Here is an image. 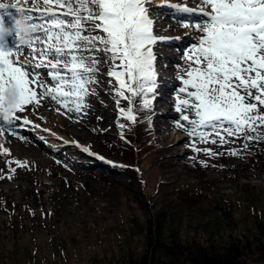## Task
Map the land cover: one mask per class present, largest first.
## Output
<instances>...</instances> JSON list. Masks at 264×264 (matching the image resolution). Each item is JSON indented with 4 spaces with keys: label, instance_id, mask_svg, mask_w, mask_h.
Returning a JSON list of instances; mask_svg holds the SVG:
<instances>
[{
    "label": "rangeland",
    "instance_id": "obj_1",
    "mask_svg": "<svg viewBox=\"0 0 264 264\" xmlns=\"http://www.w3.org/2000/svg\"><path fill=\"white\" fill-rule=\"evenodd\" d=\"M151 9L153 19L162 15L161 11ZM168 19L155 31L180 34L182 25ZM168 26L172 29L167 30ZM194 33L200 35L195 29ZM194 33L188 34L196 38ZM160 45L153 46L156 55L162 50ZM184 53L170 58L177 60V64L173 63L176 73L170 81L171 92H164L163 99L155 95L151 111H137L134 124L121 116L119 107H126L127 101L122 100L124 105L119 107L116 105L110 96L115 92H110L111 85L107 83L112 78L101 67L99 83L92 86L95 95L86 98L88 107L81 112L63 114L65 110L61 108L57 112L59 106L52 103L47 108H32L33 116L27 119L31 123L24 125L17 121L13 128L6 127L1 135L7 144L0 146V261L5 264L16 260L17 264L100 263L112 254L128 255L129 250L144 253L149 239L155 236L169 242L166 236L175 233L181 240L194 237L204 241L202 229L205 227L225 237L232 234L229 236L232 239L258 225L260 215L264 221L258 212L259 209L264 213V150L256 156L258 161H252L246 153L228 154L232 147L248 144L243 138L230 137L234 143L224 145L200 143L198 137L188 136L190 125L175 110L181 86L178 76L187 67ZM159 58L161 64H155L156 72L163 78L168 77L172 71L169 60ZM138 99L137 109L140 108ZM25 107L23 117L29 113ZM49 109L53 118L47 116ZM163 111L169 117L161 115ZM147 117L150 129H144V123L139 124ZM177 121L185 127L178 128ZM46 122L54 125L55 133L77 145H56L48 150L52 146L44 142L61 140L44 137L47 135L40 128ZM120 124H125V128L121 129ZM15 129L24 135L12 139L9 131ZM175 133L183 138L177 144H174ZM30 136L32 142L27 141ZM38 143L44 158H34L28 150V147L39 149ZM193 144L223 155L211 157L196 152L190 147ZM85 147L105 161L77 150ZM5 148L10 154H4ZM76 159L91 164H76L73 161ZM15 161L26 167L18 166ZM9 175L11 179L7 178ZM137 196L147 210L140 207ZM23 205L33 208V212L22 211ZM20 212L22 217L18 216ZM163 212L168 222L162 227L163 235L152 233V229L149 232L152 222ZM139 228L142 233H135ZM132 233L135 235L129 238ZM7 250L19 252L16 259L11 262L5 259ZM236 264H264V254L246 255Z\"/></svg>",
    "mask_w": 264,
    "mask_h": 264
},
{
    "label": "snow or ice",
    "instance_id": "obj_2",
    "mask_svg": "<svg viewBox=\"0 0 264 264\" xmlns=\"http://www.w3.org/2000/svg\"><path fill=\"white\" fill-rule=\"evenodd\" d=\"M23 3L30 6L0 3V133L21 119L17 114L24 113L26 105L39 108L48 101L59 106L57 112L63 108V114L81 112L88 107L86 98L95 95L92 86L99 83L101 67L112 78L107 83L116 105L127 101L126 107H119L121 116L134 124L137 111L152 109L158 76L152 46L165 39L154 33L153 0ZM167 6L203 17L182 25L200 33L183 54L187 67L178 76L175 110L190 125L188 136L214 145L234 143L230 137L264 141V0H198L195 9ZM6 9H14L19 19ZM33 11L39 14L33 16ZM6 15L14 22L8 28ZM23 123L31 121L23 117ZM176 126L185 127L180 121ZM190 147L211 157L223 155ZM82 150L96 155L87 147ZM3 151L10 154L9 149ZM228 154L239 153L230 149Z\"/></svg>",
    "mask_w": 264,
    "mask_h": 264
},
{
    "label": "trees",
    "instance_id": "obj_3",
    "mask_svg": "<svg viewBox=\"0 0 264 264\" xmlns=\"http://www.w3.org/2000/svg\"><path fill=\"white\" fill-rule=\"evenodd\" d=\"M120 105H124L123 101H121ZM148 118L149 117H147L145 121L139 123H144V129L151 128ZM129 144L132 146L131 143ZM126 147H128V145H126ZM244 150L252 161H258L259 159L256 156H259V151L264 150V145L254 140L252 141V146L237 149L238 153L244 152ZM132 157L133 155H131V158ZM125 169H127V167ZM124 188L129 191L132 190L131 188ZM139 198L140 197L137 196L136 201H138L142 209L147 210L146 206L141 204ZM12 207L15 209V205ZM29 208L28 205H23L21 210L25 211L28 209V212H33V208ZM35 211H39V209L36 208ZM258 212L264 216V213L261 210L258 209ZM18 216L22 217L23 215L20 212ZM163 217L166 218L164 212L160 214L156 222H152L148 231L150 232L152 229V233L154 232V234H159L160 236L163 235L161 230L165 228V225L168 223ZM162 218L163 220L161 221ZM259 218L260 223L258 225H255L254 228L245 229L244 233L232 239L229 237L232 236V234L225 237V235L220 234L219 231L205 230L204 227L202 229L203 234H205L203 237L204 241H200L198 238L195 239L194 237H188L186 240H181V238L177 237L175 233L166 236L169 238V242L159 240L158 237L155 236L154 238L149 239V243L144 253H133L128 249V255L112 254L109 257H106L104 261L93 264H236L241 262L246 255L253 256L255 254H264V224L262 223L264 221H262L261 215ZM11 225L15 226L13 222H11ZM135 233L141 234L142 228L137 229ZM131 235L135 234H129V238H131ZM129 243L130 241L128 242V245ZM18 254L19 252L13 253L9 250L4 252L5 259L10 262L13 259H16L15 257H17ZM21 257H24V255ZM0 262L5 264L4 261ZM17 263H19L18 260L14 261L12 264ZM35 264H43V262Z\"/></svg>",
    "mask_w": 264,
    "mask_h": 264
},
{
    "label": "bare ground",
    "instance_id": "obj_4",
    "mask_svg": "<svg viewBox=\"0 0 264 264\" xmlns=\"http://www.w3.org/2000/svg\"><path fill=\"white\" fill-rule=\"evenodd\" d=\"M160 1H162V0H160ZM156 5H157V3H156ZM163 15L164 14H162L161 16H156V18H154V21H155L154 25L156 27V29L154 28V32H155V30L160 28L161 24H163L162 23L163 21L168 22L169 19L166 17V15H164V16ZM166 29L167 30H171L172 28L170 26H168ZM187 30H189V29L187 28ZM170 32H172V31H170ZM163 38H165V39L158 40L153 46L156 47L159 43H161V42L163 43V48H162V50H160V53L158 55L164 61H167V60H169L171 58V56L174 57L173 54H174L175 51L169 49V48H172L171 45H169L167 43L170 39L168 37H163ZM158 62L161 64V61H158ZM175 64H177V63H175ZM170 67H173V68H172V71H171V75H169L168 77H165L167 80H165V78H163L161 76H159L157 78V88H156V94L155 95H156L157 98L159 97V99H163L162 98L163 96H161V94H160L161 93V89L168 88L167 84H170V81L173 78V75L176 73V69H175V66H173V63L170 64ZM162 93H163V95L165 94L164 92H162ZM44 105L50 106L51 103H49L48 101H44ZM46 106H44V107L46 108ZM46 113H47V116L51 115V117H52V115H53L52 113H49V111H47ZM162 113H164V111ZM53 127H54V125L52 123H47L46 122V124L44 125L43 129L45 130L46 128H48L47 130H49V129L50 130L48 132V135L45 136V137H56L57 138L59 136L58 138L61 141H55V142H58V143H52L50 141H46L47 144H51L53 147H56V145H65L66 142L67 143H71V144L74 143V142L71 141V139H68L66 137L60 136L58 133H55V131H53V130H55V129H53ZM72 130H73V128H72ZM10 136L12 137V139H14V138H18L20 136V134L16 133V132H11ZM174 137L176 138L175 139L176 142H174V144H177L179 141H181L183 139V138H181V136H178L176 133L174 134ZM48 140H50V139H48ZM60 142H62V143H60ZM0 143H1V145H0L1 147H4L7 144V139L4 136H2L1 133H0ZM39 146H37V147H39ZM41 149H42L41 146L39 147V149L28 147V150H29L31 156L34 157V158H37V156L38 157L40 156L41 158H44V155L42 154Z\"/></svg>",
    "mask_w": 264,
    "mask_h": 264
}]
</instances>
